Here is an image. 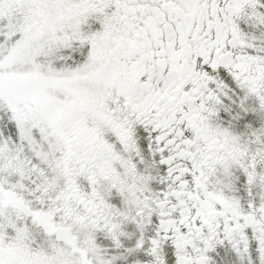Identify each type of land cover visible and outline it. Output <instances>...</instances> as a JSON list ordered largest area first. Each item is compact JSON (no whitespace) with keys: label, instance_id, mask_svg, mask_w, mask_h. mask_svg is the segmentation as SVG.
<instances>
[{"label":"flooded vegetation","instance_id":"flooded-vegetation-1","mask_svg":"<svg viewBox=\"0 0 264 264\" xmlns=\"http://www.w3.org/2000/svg\"><path fill=\"white\" fill-rule=\"evenodd\" d=\"M35 1L61 149L1 186L0 264H264L259 0Z\"/></svg>","mask_w":264,"mask_h":264},{"label":"rangeland","instance_id":"rangeland-1","mask_svg":"<svg viewBox=\"0 0 264 264\" xmlns=\"http://www.w3.org/2000/svg\"><path fill=\"white\" fill-rule=\"evenodd\" d=\"M44 4L0 0V188L3 183L10 187L23 185L21 174H27L24 167L29 162L40 165L57 160L55 152L61 149L62 139L57 141L58 136L44 129L39 119L42 112L51 115L50 106H59L60 102L56 94L44 93L46 82L57 72L45 61L50 53L42 52L46 49L44 34L47 38L52 35L54 43L62 41L60 35H55L57 30L51 28L56 25L55 14ZM51 9L60 14L57 8ZM246 29L264 57V0L252 9ZM58 58L62 61V56ZM66 70L64 74L70 75L71 70ZM16 171L18 174L12 173ZM42 179L31 192L43 190Z\"/></svg>","mask_w":264,"mask_h":264}]
</instances>
